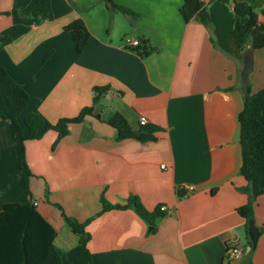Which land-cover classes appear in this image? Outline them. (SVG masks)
Here are the masks:
<instances>
[{
	"label": "crops",
	"instance_id": "crops-1",
	"mask_svg": "<svg viewBox=\"0 0 264 264\" xmlns=\"http://www.w3.org/2000/svg\"><path fill=\"white\" fill-rule=\"evenodd\" d=\"M112 1L131 15L109 9L104 0H50L53 20L34 25L26 15L34 0H0V38H10L3 46L0 41V67L32 98L19 123L35 113L54 125L93 107V116L70 125L59 142L47 131L24 143L29 178L42 184L36 190L33 183L30 191L22 175L27 189L17 200L7 197L19 161L17 137L8 121H0V211L29 202L31 195L56 232L62 264L89 260L56 205L80 223L93 218L85 229L90 264H223L229 244L242 251L235 264H264V239L259 236L252 249L236 212L247 203L237 118L242 89L264 90V48L253 52L244 85L243 53L231 35L232 4L244 2L259 12L264 0H202L206 27L183 22L182 0ZM77 19L89 33L80 54L63 30ZM133 40L154 51L139 57L132 51L138 46L129 45ZM96 88L105 91L93 104ZM115 113L149 139L116 141L107 125ZM133 196L148 212L169 210L153 232L132 210L99 214L101 197L117 205ZM253 220L264 226V195L256 199Z\"/></svg>",
	"mask_w": 264,
	"mask_h": 264
},
{
	"label": "trees",
	"instance_id": "trees-1",
	"mask_svg": "<svg viewBox=\"0 0 264 264\" xmlns=\"http://www.w3.org/2000/svg\"><path fill=\"white\" fill-rule=\"evenodd\" d=\"M222 4H230L229 0H212ZM106 6L120 13L131 15L130 12L113 3L112 0H104ZM21 12L12 11L11 15L17 16ZM179 14L184 23L195 21L206 27L209 23V14L202 0H182ZM1 15V13H0ZM27 16L32 18L34 25L44 21H52L53 13L50 0H34V4L28 9ZM259 15L264 18V8L259 12L244 2L232 4V30L231 35L238 51L245 52L247 49L254 51L264 48V22H259ZM64 32L71 37L74 50L77 54L82 53L89 39V33L83 21L77 19L63 28ZM3 45L10 42V38H0ZM139 57L144 58L154 51L153 47L142 42L132 50ZM52 53H48L44 61H47ZM96 95L92 100L98 102V96L105 91L104 88L94 89ZM243 108L238 115L239 145L241 149L240 176L245 180L246 186L241 192L247 196L246 205L236 210L238 216L247 223L253 220V208L256 199L264 195V90L250 94L248 86L242 89ZM32 101L30 95L18 85L12 77L0 67V121H8L17 137L19 149V161L17 163L16 176L11 186L16 183L18 177L31 176L24 156V143L28 140H38L47 131H54L58 135V142L69 133V127L79 124L88 116H93V107L82 109L79 114L71 119H60L54 125H46L43 119L35 113H26L19 123L20 116ZM100 120L99 116H95ZM107 125L116 132V141L135 139L146 141L148 137L140 132L132 130L127 121L115 113ZM22 128L25 129L24 135ZM101 211L99 214L110 210H133L153 232L154 222L161 218L164 213L159 207L148 212L136 196L130 197L124 204L111 205L103 197L101 198ZM64 224L70 232L78 237V243L87 255L90 264L86 244L89 235L85 232L88 220L79 223L75 219L64 215L59 206ZM98 214V215H99ZM260 234L264 235V226L259 228ZM56 236L54 229L38 213L35 201L30 195L29 202L25 204H5L0 211V264H62V253L58 250L53 240ZM228 246V245H227ZM251 264V262H246Z\"/></svg>",
	"mask_w": 264,
	"mask_h": 264
},
{
	"label": "water",
	"instance_id": "water-1",
	"mask_svg": "<svg viewBox=\"0 0 264 264\" xmlns=\"http://www.w3.org/2000/svg\"><path fill=\"white\" fill-rule=\"evenodd\" d=\"M253 49H247L242 55L243 68L241 71V80L244 85L247 84L248 76L253 70ZM247 234L251 243L252 249H255L260 234L259 228L256 227L254 220H249L247 223Z\"/></svg>",
	"mask_w": 264,
	"mask_h": 264
},
{
	"label": "built area",
	"instance_id": "built-area-1",
	"mask_svg": "<svg viewBox=\"0 0 264 264\" xmlns=\"http://www.w3.org/2000/svg\"><path fill=\"white\" fill-rule=\"evenodd\" d=\"M129 45L131 47H137V46H139V42L136 40H133V41L129 42ZM145 124H146V119L144 117H141L139 119V126L142 127ZM159 210H160V212H162L164 214H169V210L164 206H160ZM241 258H242V251L239 248V246L236 244H229L225 250L223 264H235V263L239 262L241 260Z\"/></svg>",
	"mask_w": 264,
	"mask_h": 264
},
{
	"label": "rangeland",
	"instance_id": "rangeland-1",
	"mask_svg": "<svg viewBox=\"0 0 264 264\" xmlns=\"http://www.w3.org/2000/svg\"><path fill=\"white\" fill-rule=\"evenodd\" d=\"M258 12V11H257ZM254 59V58H253ZM254 61V60H253ZM49 131H51V130H49ZM54 132V131H53ZM58 142V135H57V139H56V141H55V143H57ZM16 171H17V168H16ZM16 176V172L14 173V177ZM14 177L12 178V180H11V184H12V182H13V179H14ZM19 180V181H18ZM18 180L16 181V183H14L13 184V186H11L10 187V189H8L9 190V192L7 193V197H9V198H13L14 200H17V196L20 194V193H22L23 191H26V181H25V178H24V176H20V177H18ZM28 187H29V190L31 191V185L33 186V183L34 184H36V186H37V189L36 190H40L41 189V184H42V182L41 181H37L36 180V183L33 181V179H32V182H31V179L30 178H28ZM46 196H48V194L46 193ZM102 198V197H101ZM255 204V203H254ZM57 206V205H56ZM63 211V210H62ZM133 211V210H132ZM134 212V211H133ZM64 213V215L65 216H67V217H69V218H72V219H74L72 216H70V215H67L65 212H63ZM135 213V212H134ZM90 218V219H89ZM88 219H86V221H88V220H91V219H93V218H91V217H89ZM76 220V219H75ZM77 221V220H76ZM86 221H84V222H86ZM80 223V222H79ZM260 238L261 239H264V235L263 234H261L260 235Z\"/></svg>",
	"mask_w": 264,
	"mask_h": 264
}]
</instances>
